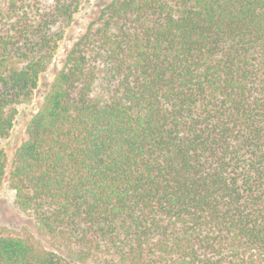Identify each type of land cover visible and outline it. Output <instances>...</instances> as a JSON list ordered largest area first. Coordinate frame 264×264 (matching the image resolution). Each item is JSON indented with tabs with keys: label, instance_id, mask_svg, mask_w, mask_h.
I'll list each match as a JSON object with an SVG mask.
<instances>
[{
	"label": "trees",
	"instance_id": "obj_1",
	"mask_svg": "<svg viewBox=\"0 0 264 264\" xmlns=\"http://www.w3.org/2000/svg\"><path fill=\"white\" fill-rule=\"evenodd\" d=\"M84 0H0V140ZM0 187V264H264V0H112Z\"/></svg>",
	"mask_w": 264,
	"mask_h": 264
},
{
	"label": "rangeland",
	"instance_id": "obj_2",
	"mask_svg": "<svg viewBox=\"0 0 264 264\" xmlns=\"http://www.w3.org/2000/svg\"><path fill=\"white\" fill-rule=\"evenodd\" d=\"M112 0H84L73 23L67 29L64 38L60 41L55 57L48 70L40 77L37 89L30 103L18 106V115L14 127L7 139L0 140V149H3L9 160V166L16 150L27 140V126L33 116L39 111L44 97L52 84L56 73L62 69L67 53L76 42L85 34L90 23L95 20L101 10ZM0 228L7 234L16 237H32L43 243L52 251L63 254L43 239L35 226L34 219L21 212L15 205V192L9 187L7 180L0 187ZM75 264V263H74Z\"/></svg>",
	"mask_w": 264,
	"mask_h": 264
}]
</instances>
